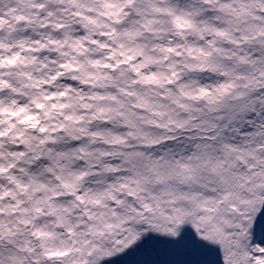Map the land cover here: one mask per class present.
I'll return each mask as SVG.
<instances>
[{"label":"snow or ice","instance_id":"snow-or-ice-1","mask_svg":"<svg viewBox=\"0 0 264 264\" xmlns=\"http://www.w3.org/2000/svg\"><path fill=\"white\" fill-rule=\"evenodd\" d=\"M0 264H264V0H0Z\"/></svg>","mask_w":264,"mask_h":264}]
</instances>
